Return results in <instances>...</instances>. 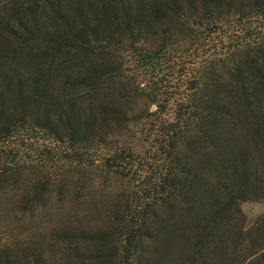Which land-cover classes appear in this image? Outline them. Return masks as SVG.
Listing matches in <instances>:
<instances>
[{"label": "trees", "instance_id": "16d2710c", "mask_svg": "<svg viewBox=\"0 0 264 264\" xmlns=\"http://www.w3.org/2000/svg\"><path fill=\"white\" fill-rule=\"evenodd\" d=\"M247 200L264 0H0V264H264Z\"/></svg>", "mask_w": 264, "mask_h": 264}, {"label": "rangeland", "instance_id": "374dc122", "mask_svg": "<svg viewBox=\"0 0 264 264\" xmlns=\"http://www.w3.org/2000/svg\"><path fill=\"white\" fill-rule=\"evenodd\" d=\"M215 38L216 39L219 38V35H216ZM215 38L213 37L212 39L214 40ZM210 42H211V40H210ZM179 46H183V43H181ZM176 48L179 49V47H176ZM170 56H171V60L167 63L166 66L168 68L166 67L165 75H163V76L166 78L165 79L166 84H170L173 86V85L177 84L178 82H180V80H179V73L180 72H178V70H182V68L187 67V65H186V63L182 62V59L180 60V58L178 56H175V54H172ZM168 90H171V89H168ZM168 95L169 94H167L166 96H168ZM152 109H154L153 106H151V110ZM131 137L132 136L130 135L129 138H131ZM139 146H140V149L145 148V145H143V144H141ZM240 208L245 215L246 224H251L258 216L264 215V201H253V200L243 201L240 204ZM44 217L45 216L42 214L41 215L42 224H43V221L46 219Z\"/></svg>", "mask_w": 264, "mask_h": 264}]
</instances>
